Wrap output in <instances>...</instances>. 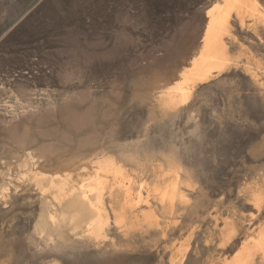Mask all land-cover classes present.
Segmentation results:
<instances>
[{"label": "rangeland", "instance_id": "rangeland-1", "mask_svg": "<svg viewBox=\"0 0 264 264\" xmlns=\"http://www.w3.org/2000/svg\"><path fill=\"white\" fill-rule=\"evenodd\" d=\"M215 1L0 0V264H223L264 226L263 22L232 13L229 65L184 105L158 97ZM102 156L149 186L177 168L187 197L99 239L43 230L28 168Z\"/></svg>", "mask_w": 264, "mask_h": 264}, {"label": "bare ground", "instance_id": "bare-ground-1", "mask_svg": "<svg viewBox=\"0 0 264 264\" xmlns=\"http://www.w3.org/2000/svg\"><path fill=\"white\" fill-rule=\"evenodd\" d=\"M232 13L241 23L248 16L264 24V13L258 0L215 1L205 11L207 22L197 52L180 69L176 79L159 92L158 97L165 105L171 108L184 105L198 83L229 65L225 36L230 34ZM91 162L90 168L80 166L75 171L44 173L32 166L28 168L30 182L46 203V215L41 224L43 230L61 231L69 227L74 232L81 231L90 238L99 239L105 237L112 219L114 226L123 230L130 219L151 221L154 218L152 201L172 216L178 201L187 197V187L182 184L177 168L162 171L159 183L149 186L112 157H97ZM6 189L3 187L1 193ZM256 253L264 263V226L223 264H249ZM180 262L172 261L173 264Z\"/></svg>", "mask_w": 264, "mask_h": 264}]
</instances>
